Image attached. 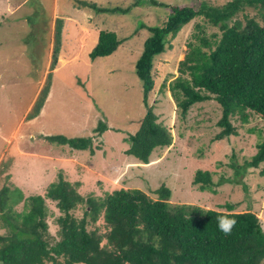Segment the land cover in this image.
Wrapping results in <instances>:
<instances>
[{
  "label": "rangeland",
  "instance_id": "rangeland-1",
  "mask_svg": "<svg viewBox=\"0 0 264 264\" xmlns=\"http://www.w3.org/2000/svg\"><path fill=\"white\" fill-rule=\"evenodd\" d=\"M78 1L0 0V190L7 185L20 188L26 198L44 195L61 172L81 183L85 197L104 199L117 188H137L158 199L156 192L165 185L172 191L171 203L218 211L232 205L234 212L256 213L264 228V163L247 165L263 140L264 119L253 115L245 123L233 116L238 135L218 140L220 104L215 99L196 103L184 115L171 88L181 76L179 62L195 40L196 23L206 24L203 18L185 26L155 59L156 86L149 104L171 129L173 144L155 149L149 163L126 154L129 135L138 131L148 111L135 65L152 36L150 28L162 26L173 6L198 1L80 0L102 10L81 7ZM205 1L222 5L229 0ZM246 14L258 17L253 9ZM58 18L65 22L60 64L52 70ZM102 30L115 32L122 44L111 56L93 60L90 54ZM216 32L221 33L219 27L206 24L205 36ZM50 72L48 99L40 114L29 119ZM100 122L108 128L103 134L96 130ZM49 135L92 137L94 152L50 144ZM200 170L213 177L205 191L194 183ZM24 204L16 209L22 211ZM47 204L50 233L58 236L61 212L56 202L47 198ZM85 211L82 206L74 214L82 218ZM2 225L0 218V234L6 232ZM97 227L103 231L104 222L90 225Z\"/></svg>",
  "mask_w": 264,
  "mask_h": 264
},
{
  "label": "trees",
  "instance_id": "trees-1",
  "mask_svg": "<svg viewBox=\"0 0 264 264\" xmlns=\"http://www.w3.org/2000/svg\"><path fill=\"white\" fill-rule=\"evenodd\" d=\"M173 6L162 26L152 27L135 68L144 84L148 109L141 126L129 135L131 146L126 154L145 163L158 147L174 142L170 128L159 122L149 96L156 86L153 74L155 59L171 48V41L181 30L198 18L219 27L221 33L205 36L206 24L197 22L195 40L179 62L181 76L171 83L174 96L184 115L196 103L215 99L222 108L217 139L238 135L233 116L243 122L251 116L264 119V0H229L214 5L205 0ZM81 7L99 9L95 3L78 1ZM253 9L258 17L249 16ZM65 20L58 18L51 69L59 64ZM122 44L111 30H102L90 54L94 60L111 56ZM52 72L36 107L28 118L37 117L52 88ZM165 82L163 87H165ZM103 122L97 132L107 130ZM264 134V130H263ZM50 144L69 145L73 149H93L92 137L69 138L49 135ZM264 163V137L258 152L247 165L258 168ZM235 168L239 167L233 165ZM246 166V164H245ZM246 168V167H242ZM264 174V170L262 172ZM195 184L205 191L213 184L210 171H198ZM80 182H70L65 174L52 183L46 193L26 198L20 188L4 186L0 190V264H263L264 228L252 211H218L195 204L171 203L172 191L163 185L155 199L141 189L117 188L103 198L85 197L79 192ZM47 198L56 202L61 212L58 236L50 233ZM25 201L22 211L16 206ZM86 206L85 216L74 212ZM236 220L231 234L218 230L217 217ZM104 222V230L90 229Z\"/></svg>",
  "mask_w": 264,
  "mask_h": 264
},
{
  "label": "clouds",
  "instance_id": "clouds-1",
  "mask_svg": "<svg viewBox=\"0 0 264 264\" xmlns=\"http://www.w3.org/2000/svg\"><path fill=\"white\" fill-rule=\"evenodd\" d=\"M236 225V220L227 216L217 217V227L220 232L225 235L231 234L233 227Z\"/></svg>",
  "mask_w": 264,
  "mask_h": 264
},
{
  "label": "crops",
  "instance_id": "crops-1",
  "mask_svg": "<svg viewBox=\"0 0 264 264\" xmlns=\"http://www.w3.org/2000/svg\"><path fill=\"white\" fill-rule=\"evenodd\" d=\"M90 33H92V32H90ZM92 36V35H91Z\"/></svg>",
  "mask_w": 264,
  "mask_h": 264
}]
</instances>
